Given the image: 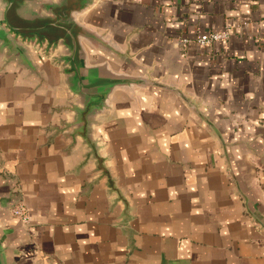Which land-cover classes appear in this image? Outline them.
Returning <instances> with one entry per match:
<instances>
[{
  "label": "crops",
  "instance_id": "1",
  "mask_svg": "<svg viewBox=\"0 0 264 264\" xmlns=\"http://www.w3.org/2000/svg\"><path fill=\"white\" fill-rule=\"evenodd\" d=\"M0 254L264 264V0H0Z\"/></svg>",
  "mask_w": 264,
  "mask_h": 264
},
{
  "label": "built area",
  "instance_id": "2",
  "mask_svg": "<svg viewBox=\"0 0 264 264\" xmlns=\"http://www.w3.org/2000/svg\"><path fill=\"white\" fill-rule=\"evenodd\" d=\"M229 37L230 33L228 31L212 32L204 37L197 38L195 42L198 44V46H207L220 40H227ZM183 42H185V40H182V43ZM11 213L14 217H18L24 222H26V209L22 204L14 206L11 209Z\"/></svg>",
  "mask_w": 264,
  "mask_h": 264
},
{
  "label": "water",
  "instance_id": "3",
  "mask_svg": "<svg viewBox=\"0 0 264 264\" xmlns=\"http://www.w3.org/2000/svg\"><path fill=\"white\" fill-rule=\"evenodd\" d=\"M15 192H16V194L14 195V200H13L12 204H10V206H8V209H7V210H8V213L10 214V216H12V217L15 218L16 220H18L21 224H23V225H27V224L29 223V217H28V215H27V210H26V218H27L26 222H24L23 220H21V219L18 218V217H14V216L12 215V213H11V209H12L14 206L18 205V204H22V205L25 207L21 195L19 194V192L14 191V193H15ZM25 209H26V207H25ZM0 264H4V262H3L2 258H1V254H0Z\"/></svg>",
  "mask_w": 264,
  "mask_h": 264
}]
</instances>
